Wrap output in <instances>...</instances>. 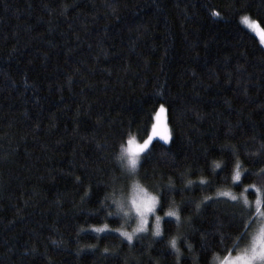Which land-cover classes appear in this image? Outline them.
Returning <instances> with one entry per match:
<instances>
[{
  "label": "trees",
  "instance_id": "trees-1",
  "mask_svg": "<svg viewBox=\"0 0 264 264\" xmlns=\"http://www.w3.org/2000/svg\"><path fill=\"white\" fill-rule=\"evenodd\" d=\"M242 16L264 31V0H0V264H177L173 237L179 264L223 259L250 218L217 193L255 211L244 189L264 188V47ZM161 104L170 140L128 177L121 144ZM133 181L162 202L160 238L154 216L129 243L108 215Z\"/></svg>",
  "mask_w": 264,
  "mask_h": 264
},
{
  "label": "snow or ice",
  "instance_id": "snow-or-ice-1",
  "mask_svg": "<svg viewBox=\"0 0 264 264\" xmlns=\"http://www.w3.org/2000/svg\"><path fill=\"white\" fill-rule=\"evenodd\" d=\"M219 13H214L218 15ZM241 22L245 24L249 29L256 32L261 39V43H264V31L260 29L258 23L251 20L248 16H242ZM166 109L163 104L159 106L158 110H154L155 123L151 125V134L147 135V138L142 143L137 142L135 137L129 136L125 144H121V154L119 156L120 166L124 170L128 177H134L138 173V168L142 165V153L146 154V150L149 149L150 144L153 143L154 138H159L165 144L170 140V132L168 129ZM264 147V146H262ZM220 167V165H216ZM264 173V169L261 170ZM242 176L241 164L237 160L234 165L232 180L234 182H240ZM200 185H205L204 180L199 181ZM193 181L189 180L188 185H192ZM251 188L255 192L256 200L255 211H253V204L249 202L248 198L244 193H241V197L231 194L228 191H221L217 193L218 197H227L230 201H238L242 199L243 205L247 211L248 217H240L236 226L243 229L239 232L235 238L232 248L225 249V255L220 261V264H264V224H261L258 230L254 234H250L249 230L252 229L253 224L256 223L257 216L260 214L261 219H264V188L257 187L255 184L249 185L244 189L247 192ZM169 191L174 190L173 187L169 186ZM183 191V189H181ZM116 196V193H113ZM211 199L205 197V200ZM111 205L115 206L116 211L109 212L108 215L121 216L125 219H135L136 227L131 233L127 231H120V235L126 239L129 243L132 242L134 236L138 233H145L149 230V216L155 217V222L152 225V235L154 237H162L161 228V217L156 215L158 205L162 208V202L160 198L153 195L146 188L142 187L138 182L133 181L131 184V190L126 191L123 199L114 198ZM199 209L200 205H196ZM166 217H174L176 222L179 224L181 216L178 210H170L164 213ZM96 232H103L107 230V225L103 227L94 228ZM223 239H232L230 236H225ZM223 239L221 243H223ZM241 242H246L244 247L241 249ZM168 247L176 255L177 264L181 258V251L178 247V238L173 237L168 242ZM188 249L191 250V245H187ZM107 251V249H105ZM235 252V256H233Z\"/></svg>",
  "mask_w": 264,
  "mask_h": 264
},
{
  "label": "rangeland",
  "instance_id": "rangeland-1",
  "mask_svg": "<svg viewBox=\"0 0 264 264\" xmlns=\"http://www.w3.org/2000/svg\"><path fill=\"white\" fill-rule=\"evenodd\" d=\"M255 34H256V36L258 37V39H259V41H260V43H261V39H260V36L255 32ZM262 45H263V47H264V43H261ZM151 134V133H150ZM137 142H139V141H137ZM143 142V141H142ZM142 142H139V143H142ZM125 146H126V144H125ZM132 184V183H131ZM130 190H131V185L129 186V188H128V190L127 191H129L130 192ZM125 195V194H124ZM124 195L123 196H120V198L119 199H123L124 198ZM154 195V194H153ZM258 216V218L260 217V214L259 215H257ZM125 219V218H124ZM126 220H129V223H130V225L132 226L131 228L132 229H134L135 227H136V221H135V219H126ZM261 224H264V219H260V222L259 223H257L255 226H254V229L252 230V232H251V234H254L257 230H258V228H259V226L261 225ZM246 242H244L242 245H241V249L240 250H242L243 249V247H244V244H245ZM233 256H235V252L232 254ZM222 260V259H221ZM220 260V261H221ZM220 261L217 263V264H220Z\"/></svg>",
  "mask_w": 264,
  "mask_h": 264
}]
</instances>
